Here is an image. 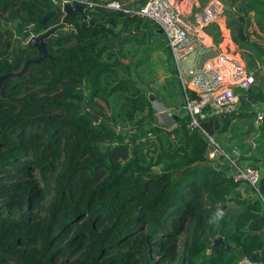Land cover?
<instances>
[{
	"label": "trees",
	"instance_id": "trees-1",
	"mask_svg": "<svg viewBox=\"0 0 264 264\" xmlns=\"http://www.w3.org/2000/svg\"><path fill=\"white\" fill-rule=\"evenodd\" d=\"M145 2L120 1L130 9ZM57 4L0 0V39L6 34L0 76L8 75L0 80V264H166L176 257L187 215L192 228L184 264H195L208 248L204 264L252 255L264 264L261 199L210 165L211 143L201 129L188 127L187 115L170 125L158 122L151 95L121 57L125 44L146 38L145 23L150 33L157 26L126 9L86 7L83 20L56 10ZM227 4H238L226 9L229 26L235 27L233 12L246 18V30L253 11L264 34V0ZM47 14L43 25L27 29ZM50 29V55L36 63L37 49L27 41ZM205 31L217 45V24ZM244 34V40L234 36L240 46L248 41ZM259 39L250 47L264 56V35ZM242 56L255 69L254 58ZM248 115L234 111L200 123L214 137ZM257 130L264 137V116ZM259 189L264 196L263 172ZM48 195L38 217L33 210ZM228 200L238 205L231 214ZM218 209L223 218L210 223ZM215 235L223 243L214 245Z\"/></svg>",
	"mask_w": 264,
	"mask_h": 264
},
{
	"label": "built area",
	"instance_id": "built-area-1",
	"mask_svg": "<svg viewBox=\"0 0 264 264\" xmlns=\"http://www.w3.org/2000/svg\"><path fill=\"white\" fill-rule=\"evenodd\" d=\"M58 2L61 9L65 3H80L85 8L101 7L111 11L126 9L118 0ZM126 10L152 21L164 35L182 90V107L188 116V127L201 129L211 143L206 153L207 159L210 163L219 162V169L228 172L234 182L249 185L264 205V196L259 189L262 171L258 167L240 162V152L236 147L230 151L224 150L200 123L209 116L223 118L234 112L239 101L235 90L246 92L256 83L255 74L247 69L230 29L220 24L226 10L225 3L222 0H207L192 19L182 15L174 0H146L138 8ZM211 24H217L220 42H223H219L216 47H211L206 42L204 34L205 28ZM236 44L239 45L237 42ZM211 48L217 50L215 56L208 58L201 68H197L200 54ZM239 264L256 263L242 257Z\"/></svg>",
	"mask_w": 264,
	"mask_h": 264
},
{
	"label": "rangeland",
	"instance_id": "rangeland-1",
	"mask_svg": "<svg viewBox=\"0 0 264 264\" xmlns=\"http://www.w3.org/2000/svg\"><path fill=\"white\" fill-rule=\"evenodd\" d=\"M58 1H60V0H58ZM120 1H123V0H120ZM197 1L201 4V0H197ZM205 1H207V0H205ZM222 1L224 3L225 2L227 3L229 0H222ZM183 2H182V4H181V0H179V2H178L179 3L178 9L182 14H183V12L181 10V5L182 6L186 5L187 1L184 0ZM195 2L196 1L191 2V13L189 14V18H191L192 15L198 9L197 8L195 10V7H196ZM174 3L177 5V2H175V0H174ZM227 13H228V17H229L230 16L229 11H227ZM228 20H229V18H228ZM249 21H251V23H253L254 26H256V29H254L253 26L250 27L249 29H246V30L244 28V33H246L248 36L247 43L242 45V46H239L236 44L234 39H233V41H234L235 45L237 46V49L240 51L241 55H242V53H247L250 56H252L255 59V61H257V63H259L260 65H264V56H258L254 52V50L250 47V44L252 41L261 42V40L259 39V36L261 34H263V31H262L261 27L257 24V15L256 14L253 13L252 15H249ZM230 27H231L232 38H234V36L237 35V29H236V27H233V26H230ZM251 30L252 31L254 30V31L252 32ZM151 34L153 35L154 41L153 40L150 41L149 39H147L146 41L145 40L140 41V44H142V45L139 46V50L136 52V55L134 57H131L130 53L132 52V50L135 47H137V45L132 43V42L125 45V47L122 51L121 57H122V59H124L125 63L130 64L131 76L136 78L139 81V85H140L141 89L147 95H149V96L151 95L150 98H151L152 105H153L155 115L157 117L158 122L160 124L169 125V124H167L168 123L167 113L173 112L179 106H182L183 105V99H182V95H181L179 88H178L179 84H178V80H177L175 72H174V70H175L174 67L170 66L166 59L164 60V56L159 51V49H161L162 47H164L163 50L165 52L167 51L165 49L164 42H161L159 40V38L162 36L157 30L151 31ZM5 36H6V34L4 33L0 39V48L2 47V42H3V41L1 42V40ZM137 36H139V35H137ZM244 61H245L246 67L248 68V65H247L245 59H244ZM166 64H167V66H166ZM255 65H256V62H255ZM249 91L246 90V93ZM257 107L264 110V105L263 104L261 105L259 102H258V105H251L250 104L247 106V110L251 111V112H246V113H252L251 116L248 115L246 117H237L232 121V123H231V125L227 131L228 133L225 136L226 138L229 137L228 138L229 143H234L238 139V137L243 138L245 135L244 132L246 131V129L250 125L255 123L254 119L256 120L258 118V114H259V111L254 113L258 109ZM254 114H256V115H254ZM257 120L260 121L259 119H257ZM228 135H230V136H228ZM250 136H251V144H247L250 148L254 147V149H259V147L264 146V137L262 136V134L260 132L255 130V128H253V132L250 133ZM213 138L224 150H226V151L231 150V147L229 149H226L225 147L222 146V144L220 142V137L218 135H215ZM239 146H242L241 142L235 147L237 149H239L240 148ZM239 152H240V149H239ZM49 201H50V195H48L47 198L41 202V206L38 210H33V213H36L38 217H43L45 215L46 207H47ZM226 206H227L226 208L228 209V211H227L228 214H231L232 210L237 208V207H235L236 205H235L234 201H230V200L226 201ZM184 222H185L186 229L181 234L179 239L175 241V245L177 248L176 257L172 258V259L169 258L167 260L166 264H184L186 262L185 261V254L186 253L184 250V245L188 240L189 233H190V230L192 228V223L189 220V215H187L184 218ZM216 237H219V236L215 235L213 237V239H211V240L216 239ZM208 240L209 239H207V241ZM228 247H227V249H228ZM210 253H211V249L208 248L203 254H201L200 256H197L194 259V263L195 264L206 263L207 259H209ZM241 259H242V257L236 258L235 260L232 261L231 264H239Z\"/></svg>",
	"mask_w": 264,
	"mask_h": 264
},
{
	"label": "crops",
	"instance_id": "crops-1",
	"mask_svg": "<svg viewBox=\"0 0 264 264\" xmlns=\"http://www.w3.org/2000/svg\"><path fill=\"white\" fill-rule=\"evenodd\" d=\"M132 1V0H131ZM184 0H181V4H182V2H183ZM185 1H187L186 2V5H184V6H182L181 5V10H182V12H183V16L184 17H187V18H189V14L191 13V2H194V1H196L195 2V5H196V7H195V10L198 8H200V7H202L204 4H205V2H203V3H199L197 0H185ZM175 2H177V7L179 6V0H175ZM184 3V2H183ZM126 4V3H125ZM130 4V3H129ZM124 5V4H123ZM225 5H226V9H228L229 11H231V10H233L234 8H236L237 6H238V4H236V5H234V6H232V8L231 7H229V5L225 2ZM197 9V10H198ZM196 10V11H197ZM254 12L253 11H249L248 12V14L249 15H252ZM195 14V13H194ZM193 14V15H194ZM232 14V13H231ZM193 15H192V17L191 18H189V19H192L193 18ZM238 16V15H237ZM242 16V15H241ZM244 17V16H243ZM228 14H227V12H226V10L224 11V13H223V20L220 22V24L222 25V26H227L229 29H230V33H231V27L228 25ZM244 20H245V23H244V28H245V26H246V18L244 17ZM150 21V20H149ZM146 24V23H145ZM144 24V30H145V36H146V38L145 39H143V40H147V39H149L150 41L151 40H153L154 41V39H153V35L150 33V29H148V30H146V28H148V26L149 25H145ZM143 25V24H142ZM155 25V24H154ZM249 26V27H248ZM248 26H247V29H249L250 27H254V29H256V26H254V24L253 23H251V21H249L248 22ZM219 27H221V26H219ZM206 29V28H205ZM155 30H157L160 34H161V36L162 37H160L159 38V40L161 41V42H164V46L166 47V41H165V37H164V35L160 32V30H159V28L158 27H156V29ZM205 31V30H204ZM252 31V30H251ZM254 31V30H253ZM252 31V32H253ZM204 34H205V36H206V42L208 43V44H210L211 45V47H216V46H218L221 42V37H220V43H218L217 45L216 44H214V42H213V40H212V37L209 35V34H207L206 33V31L204 32ZM261 35H264V34H261ZM128 36H127V34H124V36H123V38L124 39H126ZM140 41H142V40H138V42H134V44H136L137 45V47H135L133 50H132V52L131 53H134L133 55H132V57H134L135 55H136V52L139 50V46H141L142 44H140L139 42ZM133 43V42H132ZM225 43V42H224ZM128 44V43H127ZM221 44H223V42L221 43ZM126 45V44H125ZM125 45L123 46V48H122V51H123V49H124V47H125ZM163 48L164 47H162L161 49H159V51H160V53L164 56V60L166 59L167 61H168V63H169V65L170 66H173L174 67V65H173V62L171 61V59H169V54L167 53V51L165 52L164 50H163ZM136 51V52H135ZM130 53V54H131ZM243 58H244V56H243ZM245 59V58H244ZM124 60V59H123ZM246 60V59H245ZM255 60V59H254ZM256 62V65H255V69H253V70H250V69H248L249 71H251V72H253L254 74H255V77H256V83L248 90L249 92H244V91H239V90H235V93H236V95L238 96V98H239V101H238V103L236 104V110L235 111H241V112H251V111H248L247 110V106L248 105H258V102L262 105H264V65H260L259 63H257V61H255ZM166 63V62H165ZM246 63H247V61H246ZM258 65V66H257ZM166 66H167V64H166ZM175 68V67H174ZM178 80V79H177ZM179 84V83H178ZM178 88H179V91H180V93H181V95H182V90H181V87H180V84H179V86H178ZM249 97V98H248ZM182 99H183V97H182ZM182 108V106H179L177 109H175L173 112H169V113H167V121H168V123L167 124H172L173 122H174V119H177V117H178V115H179V110ZM258 109L254 112V113H256L257 111H259V114H258V118L257 119H259L260 121H261V119H262V117L264 116V110L263 109H260L259 107H257ZM171 115L173 116V117H171ZM254 115H256V114H254ZM173 118V119H172ZM255 120L254 119V124H252V125H250L247 129H246V131L244 132V137L242 138V137H238V139L234 142V143H229L228 142V138H226L225 136L227 135V131H228V129H229V127H230V125H231V123H232V121L234 120H232L231 122H230V124H229V126L227 127V129L226 130H224L223 132H217V133H215L214 134V136L215 135H218L219 137H220V142H221V144H222V146L223 147H225L226 149H229L230 147L231 148H233V147H235V146H237L240 142L242 143V146H239L240 148V155H239V161L240 162H243V163H255L257 166H258V168L264 173V146H262V147H259V149H254V147H252V148H250L247 144H251V136H250V133L251 132H253V128H255V130H257V126L259 125V123H260V121H258V120ZM258 131V130H257ZM259 132V131H258ZM228 136H230V135H228ZM242 185H244L243 183H241V186ZM235 203V202H234ZM235 207H238V205L235 203Z\"/></svg>",
	"mask_w": 264,
	"mask_h": 264
},
{
	"label": "water",
	"instance_id": "water-1",
	"mask_svg": "<svg viewBox=\"0 0 264 264\" xmlns=\"http://www.w3.org/2000/svg\"><path fill=\"white\" fill-rule=\"evenodd\" d=\"M124 8L128 9L130 4L129 3H126L123 5ZM56 10H61L64 12V14L66 16L70 15L71 13L73 12H77L79 13L81 16H82V19L83 20H86L87 17L85 15V7L83 4H80V3H74V4H71V3H65L62 7V9L60 7H58V5L55 7ZM104 11L106 12H111V10L109 9H103ZM49 17V14L45 15L44 17H42L35 25H33L31 28H27V29H36L39 25H43L46 20L48 19ZM231 17H232V20L234 22V25L237 29V34H238V37L240 40H244L245 39V34H244V23H245V20H244V17L243 16H237L236 14L232 13L231 14ZM54 31V29H50L46 32H43L41 34H38V35H32L31 37H29L28 39V45L30 47H34L37 49V52H38V56L37 58L34 60V62L38 63L40 62L41 60H43L44 58L48 57L50 54L48 53V50H47V38L50 36V34ZM119 41V38L116 39L115 43H113V47L115 48V46L117 45ZM217 50L214 49V48H211L203 53L200 54L199 56V61H198V64H197V68H201V66L203 65V63L208 59V58H211L213 56H215ZM28 61H26L24 67L26 66ZM8 75H3V76H0V80L4 77H6ZM249 98V97H248ZM182 114L184 115H187V113L184 111V108L182 107L180 110H179V116H182ZM89 117L93 118L94 121H98V118L93 116L92 114H89ZM210 165L215 168L216 170H220V164L219 162L217 161H213L210 163ZM225 209V207L223 208ZM205 241H207V239H205ZM220 243H223V240H222V237H217L214 241V245H217V244H220ZM248 260L252 263H256V264H260L259 260L257 259V257L255 255H252L251 257L248 258Z\"/></svg>",
	"mask_w": 264,
	"mask_h": 264
},
{
	"label": "clouds",
	"instance_id": "clouds-1",
	"mask_svg": "<svg viewBox=\"0 0 264 264\" xmlns=\"http://www.w3.org/2000/svg\"><path fill=\"white\" fill-rule=\"evenodd\" d=\"M224 216V212L222 210H217V212L214 214L213 219L210 221V223H218L220 219H222Z\"/></svg>",
	"mask_w": 264,
	"mask_h": 264
}]
</instances>
